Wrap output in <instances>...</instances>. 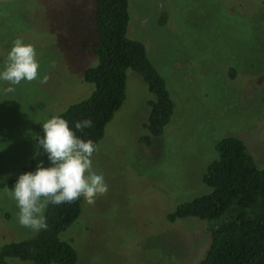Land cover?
I'll use <instances>...</instances> for the list:
<instances>
[{
	"label": "rangeland",
	"instance_id": "374dc122",
	"mask_svg": "<svg viewBox=\"0 0 264 264\" xmlns=\"http://www.w3.org/2000/svg\"><path fill=\"white\" fill-rule=\"evenodd\" d=\"M96 5L0 0V65L20 38L34 47L39 76H47L0 93V248L39 233L17 223L7 184L36 156L40 123L94 91L84 73L98 63L91 49ZM129 11L128 36L145 45L165 78L173 117L150 145L141 142L155 97L128 70L126 100L92 162L108 191L91 205L83 201L61 238L76 249L77 264H199L211 242L208 224L168 217L210 192L203 175L221 139H242L264 169V0H129Z\"/></svg>",
	"mask_w": 264,
	"mask_h": 264
},
{
	"label": "trees",
	"instance_id": "16d2710c",
	"mask_svg": "<svg viewBox=\"0 0 264 264\" xmlns=\"http://www.w3.org/2000/svg\"><path fill=\"white\" fill-rule=\"evenodd\" d=\"M95 19L98 40L91 49L98 63L84 73L85 82L93 84L94 91L59 116L70 127L77 121L91 120L90 127L73 130L97 147L126 100L127 72L131 69L155 97L149 102L150 116L145 126L149 137L141 139L150 145L173 117L174 102L167 82L149 59L145 45L128 36L129 0H97ZM216 152L217 158L203 175L210 192L179 205L169 214V221L198 218L208 224L211 242L199 264H264V169L238 137L221 139ZM39 160L47 165L46 156L38 153L23 173L34 171ZM16 179L9 180V189ZM82 204L83 200L49 205L45 212L47 229L33 238L4 245L0 248V264L11 258L33 264H77L76 249L61 235L79 219Z\"/></svg>",
	"mask_w": 264,
	"mask_h": 264
},
{
	"label": "clouds",
	"instance_id": "9594fccd",
	"mask_svg": "<svg viewBox=\"0 0 264 264\" xmlns=\"http://www.w3.org/2000/svg\"><path fill=\"white\" fill-rule=\"evenodd\" d=\"M40 64L31 44L22 39L13 41L6 59L0 65V83L5 84L0 93L15 92L22 81L31 82L39 76ZM91 120H80L73 127L61 116H52L42 123V135L35 136L38 153L46 156L39 160L34 171L20 174L10 197L15 202L16 221L33 231L47 229L45 212L49 205H71L80 200L91 205L97 196L108 191L104 176L93 170L92 162L97 147L91 140L81 139L73 130L91 126Z\"/></svg>",
	"mask_w": 264,
	"mask_h": 264
}]
</instances>
